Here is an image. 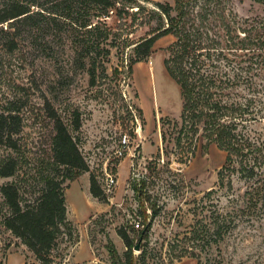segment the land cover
<instances>
[{
	"label": "rangeland",
	"instance_id": "374dc122",
	"mask_svg": "<svg viewBox=\"0 0 264 264\" xmlns=\"http://www.w3.org/2000/svg\"><path fill=\"white\" fill-rule=\"evenodd\" d=\"M138 1L148 11L156 8L157 2H174ZM231 5L242 18L264 17V3L232 0ZM134 9L129 10L127 23L140 16L133 23L142 19L150 22L130 26L114 40L109 57L99 59L106 60L105 72L97 62L95 85L89 71L91 56L82 55L74 40L75 31H59L51 20L26 26L19 33L18 48L11 53L1 51L0 109L7 99L21 97L24 153L17 155L0 145V159L13 154L20 160L17 173L0 177V185L15 181L23 196L33 199L42 174L55 168L48 164L53 132L45 111L49 100L70 128L72 111L81 112L82 127L72 134L89 165V171L66 182L68 217L73 227L59 238L49 264H114L111 248L123 258L127 249L118 234L121 228L133 236L136 256L141 252L136 245L148 250L150 264H198V260L215 264L218 259L223 264H264V194L255 193L261 185L242 178L233 168L225 170L220 180L218 172L226 151L212 144L204 152L208 141L199 134L193 138L195 156L188 150L190 134L182 135L180 145L176 143L179 127L174 128L173 123L181 122L182 99L180 86L164 63L176 38L163 36L147 60L132 63L136 43L158 22L147 10L139 15ZM107 21L111 27H118L114 13ZM257 83L262 86L264 79L257 78ZM260 96L258 116L264 117V89ZM162 118L173 121L166 123L165 143ZM263 125L264 119L254 123L252 132L262 131ZM125 134L129 145L125 155L118 157L115 151ZM107 173L117 179L111 189L106 185ZM91 175L96 176L106 200L91 193ZM6 211L0 193V215ZM219 219L228 221L231 228L223 240L215 242ZM148 225L146 239L140 241L138 236ZM184 252L186 256L178 259ZM0 264L43 263L0 224Z\"/></svg>",
	"mask_w": 264,
	"mask_h": 264
},
{
	"label": "trees",
	"instance_id": "16d2710c",
	"mask_svg": "<svg viewBox=\"0 0 264 264\" xmlns=\"http://www.w3.org/2000/svg\"><path fill=\"white\" fill-rule=\"evenodd\" d=\"M254 1L264 3V0ZM231 4L232 0H174L157 2L156 8L148 11L138 0H0V53L2 50L11 53L18 48L19 33L26 26L51 20L59 31H75L74 40L82 48V55L91 56L89 71L95 85L98 66L105 72L103 61L106 60L99 59L109 57L114 40L130 26L150 22L142 19L138 24L133 23L140 16L127 23L129 10L135 8L133 11L139 15L147 10L151 19L157 17L158 22L136 43L131 62L147 60L163 36L171 34L176 38L164 60L166 70L180 86L182 99L181 122L173 123L174 128L179 127L176 143L180 145L182 135L190 134L188 150L195 156L193 138L199 134L208 141L204 152L212 144L226 151L225 163L218 172L220 180L225 170L233 168L242 178L258 182L261 186L255 193L264 194V125L262 131L252 132L254 123L264 119L258 116L264 84L257 83V78L264 79V17L242 18L232 10ZM113 13L119 21L116 28L107 21ZM129 69H133L132 64ZM21 100V97L9 98L0 109V145L17 155L24 153ZM45 111L53 125L48 164L55 168L42 174L33 199H26L15 181L0 185L7 206V211L0 215V224L20 238L39 261L49 264L59 238L73 227L68 217L66 182L89 171V165L72 134L82 127L81 112L72 111L70 128L49 100ZM161 122L165 143L166 123L173 121L162 118ZM19 166V157L13 154L0 159V177L14 176ZM90 190L93 196L106 200L94 175L90 178ZM153 215L157 212L153 211ZM149 226L139 234L140 241L146 239ZM229 228L228 221H216L214 241L223 240ZM118 234L127 249L123 258L116 248H111L114 264H150L146 248L140 247L139 255L134 254V238L127 229L121 228ZM184 256L185 252L178 259ZM198 264L203 263L198 260ZM215 264L223 262L218 259Z\"/></svg>",
	"mask_w": 264,
	"mask_h": 264
},
{
	"label": "built area",
	"instance_id": "2783aa9c",
	"mask_svg": "<svg viewBox=\"0 0 264 264\" xmlns=\"http://www.w3.org/2000/svg\"><path fill=\"white\" fill-rule=\"evenodd\" d=\"M128 142H129V139L127 137V134H125L123 136V138L119 140L118 147H117V149L115 151V153H116V155L118 157H123L125 155L126 149H127L128 145H129ZM116 183H117L116 176L111 174V173H107V178H106L107 187L109 189H111ZM136 226L139 227L140 223L137 222Z\"/></svg>",
	"mask_w": 264,
	"mask_h": 264
},
{
	"label": "water",
	"instance_id": "95a60500",
	"mask_svg": "<svg viewBox=\"0 0 264 264\" xmlns=\"http://www.w3.org/2000/svg\"><path fill=\"white\" fill-rule=\"evenodd\" d=\"M135 249H140V246H139V245H136V246H135Z\"/></svg>",
	"mask_w": 264,
	"mask_h": 264
},
{
	"label": "crops",
	"instance_id": "0c3cea01",
	"mask_svg": "<svg viewBox=\"0 0 264 264\" xmlns=\"http://www.w3.org/2000/svg\"><path fill=\"white\" fill-rule=\"evenodd\" d=\"M209 150H210V148H209ZM209 150H208V151H209ZM225 159H226V157H225Z\"/></svg>",
	"mask_w": 264,
	"mask_h": 264
}]
</instances>
